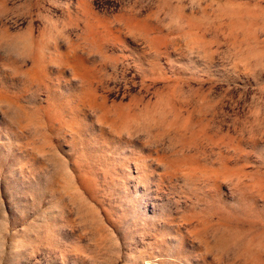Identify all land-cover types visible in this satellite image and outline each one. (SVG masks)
Instances as JSON below:
<instances>
[{"label": "rangeland", "instance_id": "rangeland-1", "mask_svg": "<svg viewBox=\"0 0 264 264\" xmlns=\"http://www.w3.org/2000/svg\"><path fill=\"white\" fill-rule=\"evenodd\" d=\"M81 1L0 0V264H264V0Z\"/></svg>", "mask_w": 264, "mask_h": 264}, {"label": "crops", "instance_id": "crops-1", "mask_svg": "<svg viewBox=\"0 0 264 264\" xmlns=\"http://www.w3.org/2000/svg\"><path fill=\"white\" fill-rule=\"evenodd\" d=\"M84 4V2H83V0L80 2V6H82ZM61 7V6H60ZM60 9H64L63 7H61ZM90 14L92 15V16H94V17H96V15L95 14H93V13H91L90 12ZM84 16H87V15H84ZM97 18V17H96ZM83 23V25L84 26H90L91 25V21H89L88 19H84V22H82ZM93 23H96V21H92V24Z\"/></svg>", "mask_w": 264, "mask_h": 264}]
</instances>
